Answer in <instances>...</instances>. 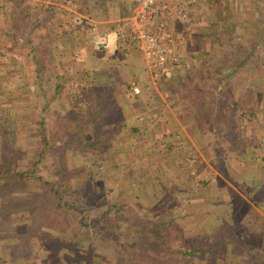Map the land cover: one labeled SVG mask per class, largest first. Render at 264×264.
<instances>
[{"label": "rangeland", "instance_id": "1", "mask_svg": "<svg viewBox=\"0 0 264 264\" xmlns=\"http://www.w3.org/2000/svg\"><path fill=\"white\" fill-rule=\"evenodd\" d=\"M263 5L264 0H204L198 15L201 23L189 26L190 31L180 34V40L187 38V43L181 41L182 44L176 45L177 54L187 67L174 74L184 75L180 84L185 86L187 81V87L175 86L171 91L161 79L154 81L149 76L146 79L141 76V80L145 79L142 81L145 91L138 95L140 107L136 109L131 106L128 111L123 110L122 100L116 101L121 104L117 107L108 99L107 106L101 104L94 111L96 106L91 104L94 100L88 98V75L84 77L82 72L87 64L79 61L77 85L66 106L62 105L61 96L52 97L51 91L42 92L36 86L25 92L28 104L21 106L20 99H12L0 88V164L7 165L10 172H25L22 179L3 177L13 188H7L3 195L5 201L0 200V208L10 212L9 220L0 219V247L3 248L0 264H115L110 261V247L101 241L97 243L94 237L103 232L100 224H109L115 217L102 215L94 229L88 223L117 202L120 192V200H123L120 212L129 224L149 225L161 212L171 210L172 214L166 217L170 220L169 235L158 241L163 247L162 254L170 248L191 250L207 231L204 224L207 219L201 216L196 220L195 217L203 209L212 213L213 177L214 171H218V157L212 151V136L199 131L202 128L197 125L190 128L191 120L178 110L177 100L180 101L182 95L199 98L198 89L209 90L213 81L210 64H217L219 58L228 60L220 51L229 46L232 39L244 48L253 49L250 66L243 69V76L253 77V69L258 66L263 72L264 34L257 41L264 30ZM194 34H201L202 38H195ZM209 35H212L211 41H208ZM212 48L214 51L204 58L202 52ZM227 71L224 68L222 72ZM256 81L264 84V75ZM233 82L236 80L224 79L218 85L219 92H212V98L206 96L210 116L213 96L221 100L220 110L225 115L240 112L232 99ZM249 101L248 104L257 107L253 106L257 113L264 114V91L263 94L253 92ZM128 113L132 121L127 118L122 121L123 117L129 118L125 116ZM23 115L28 121L15 118L16 122L12 118ZM172 115L173 122L167 123ZM159 117L161 119L156 121ZM168 124L171 127L168 128ZM132 127L137 131L132 132ZM183 129L187 131H180ZM237 130L238 138L246 137L239 124ZM253 130L255 133V128ZM254 133L247 138H254ZM244 148L250 150L249 146L244 145ZM246 155L245 162L249 151ZM227 162H222L224 171L233 175L236 161L232 160L229 165ZM48 183L54 188L58 185L63 202L74 204L73 209L67 210V216L62 208H46L56 200ZM46 199L53 201L48 203ZM112 211L113 207L109 209ZM81 216H85L86 227L78 225ZM118 231L123 234L121 239L129 237L124 235L123 228ZM211 231L208 228V232ZM77 242L82 245L77 246ZM15 251H19V255L14 256ZM225 252L227 248L221 247L218 255ZM218 255L205 253V258L195 264H221Z\"/></svg>", "mask_w": 264, "mask_h": 264}, {"label": "crops", "instance_id": "2", "mask_svg": "<svg viewBox=\"0 0 264 264\" xmlns=\"http://www.w3.org/2000/svg\"><path fill=\"white\" fill-rule=\"evenodd\" d=\"M47 1L44 8H35L32 0H0V53L6 57L5 62H0V88L8 92L12 99H20L21 106L28 104L29 98L25 92L33 89V86L42 92L51 91L52 97L61 96V103L66 106L70 102L71 91L77 85L79 61L87 64V67L80 71L84 73V77L88 75L86 85H88V98H91V101L93 99L94 103H98L110 99L113 106L121 107L117 102L122 100L123 110L128 111V107L131 106L133 109L139 108V96L131 92L130 86L138 85L140 92L145 91L142 81L149 75L143 57L135 47L120 44L117 37L114 40L109 39L111 34L116 32L121 21L132 13L135 0L132 1L134 2L132 9L131 0L105 1L107 4H115L116 9L122 10L124 16L118 19L104 16L103 7L98 0ZM92 4L101 7L93 9L89 7ZM217 10L216 14L219 13L218 7ZM261 10L264 11V5ZM197 17L187 26L171 19L167 20L161 30L169 41L175 42L189 26L201 23V17ZM116 22L119 25L116 26ZM92 29L116 45L114 54L95 52L91 49ZM194 35L195 38H202L201 34ZM209 37L208 41H211L212 35ZM181 41L188 42L187 38L184 40L181 38ZM181 55L184 56V53ZM245 70L247 67L244 68ZM249 71L252 74V70ZM241 74L242 78L232 84V99L237 102L240 112H254L256 116H252L251 119L247 116L241 118L238 113L234 115L235 121L244 129L246 136L252 135L255 128V139L264 141V114L257 113V107L248 104L253 94L252 77L247 78L246 74L244 77L243 72ZM141 76H145V79L141 80ZM17 91L23 94L18 96L15 94ZM46 103L44 102V105ZM126 115H129V118L123 117L122 121L126 118L132 121L130 117L132 115L129 113ZM13 117L14 121L15 118L28 121L25 115L21 118ZM173 117L174 115L170 116L167 123H172ZM160 119L159 117L156 121ZM139 123L141 124L140 121ZM167 127L171 125L168 124ZM180 131L185 133L187 130ZM254 151L256 157L252 167L257 169L255 181L227 178L214 171L211 211L213 232L222 230L223 234H228L230 250L236 247L237 250L246 252L235 257L233 253L230 254L229 264H264V158L260 161V156L264 157V145H257ZM242 187L250 189L243 191ZM227 231L228 233H225ZM256 254L260 255V260L255 257ZM220 262L223 264L222 260Z\"/></svg>", "mask_w": 264, "mask_h": 264}, {"label": "trees", "instance_id": "3", "mask_svg": "<svg viewBox=\"0 0 264 264\" xmlns=\"http://www.w3.org/2000/svg\"><path fill=\"white\" fill-rule=\"evenodd\" d=\"M100 2V5L103 7V15L104 16H110L114 19H118L124 16L121 9H116V5L113 3H106L107 0H98ZM111 1V0H110ZM131 0V9L134 5V2ZM120 3V1H119ZM101 6H96L94 4L90 5L89 7L99 8ZM133 11V10H132ZM119 25L118 22H116V26ZM231 32V31H230ZM232 33V32H231ZM264 34V30L262 34L257 36V41L262 38ZM224 35V34H221ZM232 39L231 44L228 46H225V49L221 50L222 56H226L228 59L227 61L223 60V58L218 59V63L213 65L210 64V67L213 68L211 72V78L213 81L212 84L209 85V90H199V94L201 96L199 98H191L189 96H183L182 99L179 101L177 100L178 110H180L183 115H187L189 120H191L189 126L190 128L194 126H198L199 131H206L209 135L212 137L211 146L212 151L215 156L218 157L217 159V165L216 168L218 169V172L224 175L227 178H232L236 180H244L249 179L252 181H255L257 179V169L252 167L254 163V159L256 156V153L254 151V147H256L259 144L264 145V141H259L254 138H247V136L243 139L238 138V130H237V123L235 121V117L233 115H225L221 110V100H218L219 98H215L213 96V110H212V116H210V108L209 104L207 102L208 99H206V96L212 98V92H219L218 85L223 82L224 79L232 80L235 79L236 82L239 81L241 78V72L244 68L247 66H250L251 57L253 53L252 48H244L239 42ZM224 43V42H223ZM226 43H224L225 45ZM214 47V46H213ZM252 47V46H251ZM214 49H208L207 51L202 52V56L205 58V56H209L211 52H213ZM228 69L226 73H223V69ZM253 77H252V90L253 92L261 93L263 94L264 91V84L263 81H256L257 79H260V76L262 77L264 75V67L263 72L261 71V68L255 67L253 69ZM258 71V72H257ZM184 76V75H183ZM182 76V77H183ZM178 74H172L170 76H162L160 79L167 85V87L172 91V88L175 86H182L184 88L187 87L188 82L186 81L185 86H183L181 83L182 78ZM190 83V82H189ZM191 86V84H189ZM191 89V88H190ZM193 90V87H192ZM263 90V91H262ZM192 91H190V94ZM106 95L107 92H106ZM140 95V91L139 94ZM214 95V93H213ZM107 101V100H106ZM106 101H100L98 103L92 102L91 104L93 106H96L94 108L97 109V107L101 106L103 104L104 106L108 105V102ZM148 106L150 105L147 104ZM240 117H246L251 119L252 116H256L254 112H239ZM211 118V119H210ZM205 124L206 126L203 128L202 125ZM132 132H136L137 128L132 127ZM255 139V140H254ZM244 145L251 146L250 150H246L244 148ZM249 151V157L246 158L247 162H245V157H247V152ZM232 153H234V156H231ZM226 156V158L224 157ZM263 156H260V161L263 160ZM229 161L227 164L229 165L232 160H235V166L233 168L234 174L230 173L227 175L225 173L223 161ZM223 165H222V164ZM260 163V162H259ZM255 166V165H254ZM258 167V164H257ZM25 173V172H24ZM22 172H10L8 169V166L5 164H0V200L5 201V195L7 193V188H13L9 187L7 182H4L5 178L3 177H22L25 176V174ZM47 184V182L45 183ZM49 184V183H48ZM58 185L56 188L51 187L49 184V191L52 193V196L56 198V200L53 202V205L46 206V208H62L64 209L65 216L67 213V210L73 209V203H65L63 202L61 198V193L59 191ZM124 188L122 187V190ZM243 191L245 189H250L249 187H242ZM18 190V189H17ZM19 191H23V189H19ZM19 192H17L16 197ZM121 193V192H120ZM120 193L116 197L117 202L114 201V203L110 204L109 207H107L99 217L96 219H92L88 223V226H91V229L96 228V225L98 226L99 218L103 215H108L109 217H115L112 222L109 221V224H100L102 226L101 229L103 232L98 233L94 235L96 238L95 241L97 243L101 241L103 244H107L110 249L108 252H110L111 262L115 264H195L198 261H202L203 258H205V253H211L212 256L218 255L220 248L225 247L227 248L228 252H225V254L218 255L217 257H220L223 261V264H229L228 256L230 254H234V257L238 254L244 255V251L237 250L236 247H233L234 250L229 249V238L228 234H223V231H217L213 232V215L212 213H207L208 210L203 209L202 213L198 216H196V220L199 219L201 216H204L207 221H205V226L207 231L202 233L200 236L199 241L195 242L193 244L191 250H182L177 248H170L165 250V254L161 253V250L163 249L162 246L159 245V242L161 238H165L169 235V227L168 224L170 223V220L166 218L167 216L171 215L172 212L170 209H166L159 216H157L154 220L151 221L149 225L139 224V223H133L129 224L127 217L124 216L120 212V208L122 205L123 200H120ZM21 195V194H19ZM53 200L46 199V202L51 203ZM113 207V211L109 212V209ZM3 207L0 208V219L2 221H7L9 218L7 217V214L10 212H7L5 210H2ZM112 213V216H111ZM198 213V212H197ZM194 212L192 214L197 215ZM57 215H60L57 213ZM184 215V214H183ZM85 218V216H84ZM83 216L80 217L78 225L87 226L85 223V219ZM172 217H170L171 219ZM185 218V215L184 217ZM209 219L210 222L208 221ZM107 223V222H106ZM17 224V223H14ZM68 224V221H66V225ZM125 224V227L123 225ZM120 228H123L125 230L124 235L129 236L127 238L121 239V235H123L120 231H118ZM208 228L212 231L208 232ZM183 230V229H182ZM75 233V231H73ZM225 233H228L225 232ZM132 234V237L130 238ZM226 239V240H225ZM225 241V242H224ZM72 243L73 240H70ZM96 243V242H95ZM80 243L77 242L76 245L78 246ZM4 245H8L7 243H4ZM82 245V244H80ZM96 245V244H94ZM101 249H104V246L101 247ZM151 249L153 251H151ZM232 249V248H231ZM225 250V249H224ZM3 248L0 247V259L3 258L2 256ZM226 251V250H225ZM19 251L13 252L14 256L19 255ZM160 252V253H159ZM258 258V260L261 259L259 254H256L255 256ZM14 260V258H12ZM122 261V262H121ZM148 263H147V262ZM197 261V262H196ZM96 264H99V262H95ZM94 264V263H93ZM259 264V263H257Z\"/></svg>", "mask_w": 264, "mask_h": 264}, {"label": "built area", "instance_id": "4", "mask_svg": "<svg viewBox=\"0 0 264 264\" xmlns=\"http://www.w3.org/2000/svg\"><path fill=\"white\" fill-rule=\"evenodd\" d=\"M47 3V0H32L35 8H44ZM201 3L202 0H135L132 13L121 21L115 32L118 42L131 45L141 53L151 80L170 76L187 67V63L175 51L180 38H174L175 42L169 41L161 29L165 21L170 19L187 26L201 14ZM91 32L93 51L115 53L116 45L110 43L104 35H99L95 29ZM5 61L6 57L0 53V62ZM130 90L133 94L139 93L136 85L130 86Z\"/></svg>", "mask_w": 264, "mask_h": 264}, {"label": "clouds", "instance_id": "5", "mask_svg": "<svg viewBox=\"0 0 264 264\" xmlns=\"http://www.w3.org/2000/svg\"><path fill=\"white\" fill-rule=\"evenodd\" d=\"M116 37L115 33H112L111 36L109 37L110 40H114ZM99 40V37L97 38Z\"/></svg>", "mask_w": 264, "mask_h": 264}]
</instances>
